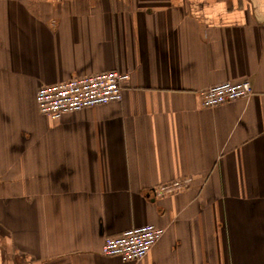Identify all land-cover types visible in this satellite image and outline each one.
<instances>
[{
    "label": "crops",
    "instance_id": "1",
    "mask_svg": "<svg viewBox=\"0 0 264 264\" xmlns=\"http://www.w3.org/2000/svg\"><path fill=\"white\" fill-rule=\"evenodd\" d=\"M114 69L120 101L39 111L40 85ZM146 224L143 259L102 253ZM0 264H264V0H0Z\"/></svg>",
    "mask_w": 264,
    "mask_h": 264
},
{
    "label": "built area",
    "instance_id": "2",
    "mask_svg": "<svg viewBox=\"0 0 264 264\" xmlns=\"http://www.w3.org/2000/svg\"><path fill=\"white\" fill-rule=\"evenodd\" d=\"M129 76L128 72L114 69L42 84L36 93L38 109L42 114L57 119L67 112L120 101ZM252 93L253 86L248 79L226 80L200 90L202 103L210 107L248 98ZM192 182L190 176L178 177L159 184L153 189V194L155 197H163L181 192ZM164 231V228L154 224L128 228L121 234L107 236L102 245V253L139 261L149 253Z\"/></svg>",
    "mask_w": 264,
    "mask_h": 264
}]
</instances>
